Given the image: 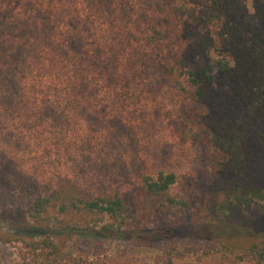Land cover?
I'll use <instances>...</instances> for the list:
<instances>
[{"label": "rangeland", "instance_id": "rangeland-1", "mask_svg": "<svg viewBox=\"0 0 264 264\" xmlns=\"http://www.w3.org/2000/svg\"><path fill=\"white\" fill-rule=\"evenodd\" d=\"M174 1L189 29L209 12L206 3ZM243 1L253 11L252 0ZM162 18L152 0H0V213L34 197L27 188L44 194L65 178L112 195L133 192L146 175L174 172V193L184 194L185 177L203 176L205 149L178 131L187 101L160 75L112 90L108 73L92 74L91 85L75 91L78 103L67 102L74 62H126L147 25ZM92 93L105 97L96 108ZM262 205L248 208L247 219ZM82 244L65 264H264L212 241ZM0 264L45 262L21 244L0 243Z\"/></svg>", "mask_w": 264, "mask_h": 264}, {"label": "trees", "instance_id": "trees-1", "mask_svg": "<svg viewBox=\"0 0 264 264\" xmlns=\"http://www.w3.org/2000/svg\"><path fill=\"white\" fill-rule=\"evenodd\" d=\"M191 1L208 4L209 12L189 29L174 0H152L161 26L147 22L131 57L115 59L112 68L74 62V94L66 98L78 103L75 91L91 85L92 74L108 73L112 90L160 75L187 101L178 131L205 149L203 176L185 177L191 185L184 194L174 193L179 176L164 171L124 194L95 193L68 178L44 194L27 188L34 197L0 213L1 244L41 253L45 264H65L85 241L106 240L142 247L212 241L264 261V0H252L253 11L243 0ZM91 97L94 108L105 100ZM52 102L57 107L58 97ZM256 203L263 205L247 219Z\"/></svg>", "mask_w": 264, "mask_h": 264}]
</instances>
